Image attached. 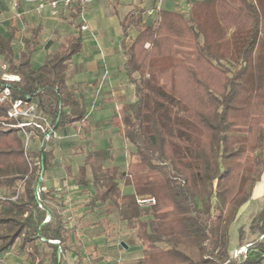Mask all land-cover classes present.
<instances>
[{
	"label": "trees",
	"instance_id": "16d2710c",
	"mask_svg": "<svg viewBox=\"0 0 264 264\" xmlns=\"http://www.w3.org/2000/svg\"><path fill=\"white\" fill-rule=\"evenodd\" d=\"M186 1L187 14L161 9L155 22H144L137 4L120 21L134 100L111 122L131 144V159L124 168L105 167L107 147L85 151L74 182L94 188L84 213L105 204L135 229L142 256L130 264H264V197L247 229L237 228L235 250L230 245V226L263 172L264 0ZM82 11L76 2L68 12L76 32L35 67L31 47L42 27H31L16 52L14 29L0 25V89L9 84L12 99L34 98L55 131L85 118V104L67 82L68 62L82 49L75 22ZM3 72L18 79L4 80ZM4 110L0 105L1 116ZM27 129L39 148L25 149L19 128L0 126V188L8 190L0 196V264L13 246L28 264H82L67 262V220L48 207L42 179L36 187L53 137ZM123 185L132 192L123 193ZM146 197L154 203L141 206L137 199Z\"/></svg>",
	"mask_w": 264,
	"mask_h": 264
},
{
	"label": "rangeland",
	"instance_id": "374dc122",
	"mask_svg": "<svg viewBox=\"0 0 264 264\" xmlns=\"http://www.w3.org/2000/svg\"><path fill=\"white\" fill-rule=\"evenodd\" d=\"M155 0H94L84 9V18L88 21L89 29L83 32V44L80 52L72 55L67 66V80L73 90H84L87 88L84 81L87 71L84 65L75 64L80 58H88L90 62L102 52V48L117 50L121 39L120 21L132 10L133 6L138 4L142 12V20L144 22H155L158 17V11L152 15H147L146 9L152 7ZM189 5L186 0H164L161 9H171L187 14ZM47 9H43L42 13ZM14 11L10 7L0 9V25L1 28L9 29L12 27L13 46L17 52L22 47L24 38L29 35V29L37 25H41L39 34L35 37V42L32 44V66L36 63L41 64L44 57L51 54L58 44L66 37L76 32L74 24L70 23V17L65 10L60 9L56 16L46 18L45 20L38 17L37 14L29 12L21 17L14 15ZM209 29L213 35L218 33V27L215 25V14L208 16ZM81 17H78L75 22H80ZM91 27H94L91 29ZM129 35L133 37L136 31L133 27L128 29ZM100 34V37H99ZM88 40L93 41V47L86 45ZM145 48L149 49V43L144 44ZM119 53L118 51H115ZM98 54V55H97ZM119 55H121L119 53ZM120 61V60H119ZM37 64V65H38ZM146 59L143 62L145 67ZM83 78L78 83L73 80ZM126 78L124 70L121 68L119 79ZM76 78V79H77ZM94 99L97 98L100 87L98 86ZM77 93V92H76ZM128 93L133 95V89H129ZM125 96V99H130V96ZM129 96V97H128ZM134 99V98H133ZM44 105H47L45 100ZM0 115V121L3 119ZM1 126V125H0ZM36 131L32 127V132ZM79 133V132H77ZM31 134V133H30ZM23 143L25 136H21ZM54 139V138H53ZM39 139L31 134L28 140L27 147L39 148ZM132 148V147H131ZM129 145H121L120 150L115 151L116 158L123 168L130 161ZM263 172L260 180L256 183L251 198L243 204L236 215L234 222L230 226V245L233 250L237 240V228L243 227L247 229L248 223L253 215L263 205L264 197V153L262 156ZM78 175V170L75 168L73 173L66 174L62 177L65 179L73 195V200L70 203L53 202L49 204L52 210L60 212V216L67 220L68 223V246L69 250L65 253V258L68 263H75L77 259H81L82 264H130L137 258L142 256V246L136 237V231L128 230L124 222L117 217L114 208L105 209V204H98L91 212L84 213V204L87 201V193H93L94 188L89 184L86 190H83L80 185L74 182V178ZM88 179L90 178L87 172ZM8 190L0 188V196L7 195ZM78 216H74L73 214ZM84 213V214H83ZM103 214V215H102ZM123 242L125 246L120 243ZM39 249L42 253L49 254L50 248L42 242H38ZM244 246L242 247L243 252ZM235 252V251H233ZM236 254V253H235ZM3 264H28V259L23 251L17 246H13L10 252H7L2 258Z\"/></svg>",
	"mask_w": 264,
	"mask_h": 264
},
{
	"label": "crops",
	"instance_id": "0c3cea01",
	"mask_svg": "<svg viewBox=\"0 0 264 264\" xmlns=\"http://www.w3.org/2000/svg\"><path fill=\"white\" fill-rule=\"evenodd\" d=\"M7 6L9 7L8 4L1 3L0 9ZM28 9L29 6L27 5L22 8L25 16H28L27 14L30 12ZM70 9L65 10L66 14H68ZM37 16L44 20L51 17L48 10L37 14ZM88 44L93 47L92 40H88L86 45ZM101 50L102 52L92 58L90 62L88 58H80L77 60L80 62H75L77 65L82 62L84 69L87 71V77L84 78L87 88L84 90L71 89L77 97L82 98L85 104V118L81 122H75L61 129H56V137H53L54 139L49 142L53 149L42 177V188L50 190L46 199L49 208H51L49 206L50 203L55 205L53 202L62 201L64 204V202L70 203L73 200L71 186L62 177L66 174H71V172L73 173L75 168L78 170L79 166L83 164L85 151L98 147H107L108 154L103 161V166L118 165L123 168L119 162H116L118 160L115 151L120 150L123 144L129 145L131 148V144L120 135L118 128L111 122L112 116L118 114L124 104L134 100V94L128 93L129 89H133L128 77L119 79L120 70L121 68L123 69L124 56L121 54L119 46L114 51L104 47ZM115 51H118L121 55ZM76 78L73 80L76 83L83 80V78ZM68 85L70 86L69 82ZM94 86L95 88L100 87L98 96L95 99L96 90ZM127 93L130 96L128 100L125 99ZM121 189L123 193L132 192L130 185H123ZM73 215L79 217L75 213Z\"/></svg>",
	"mask_w": 264,
	"mask_h": 264
},
{
	"label": "built area",
	"instance_id": "2783aa9c",
	"mask_svg": "<svg viewBox=\"0 0 264 264\" xmlns=\"http://www.w3.org/2000/svg\"><path fill=\"white\" fill-rule=\"evenodd\" d=\"M94 0H0L1 3L8 4L9 7L15 12V16L21 17L23 14V6H29V11L40 14L43 9H47L51 16H56L59 10H69L76 2H80L83 6V11L80 13L81 25L80 29L86 31L89 29L88 21L84 18L83 12L85 7L93 2ZM164 0H155L152 7L146 9L147 15H152L159 11L162 2ZM2 69H5V64L0 65ZM2 79L14 80L18 79L17 75L10 74L7 72L2 73ZM0 105L5 106V115L0 121L2 127H17L20 129L22 135L25 136L24 147L27 148L28 140L30 137L29 128H34L37 131L45 132V137H56V131L51 127L48 116L38 107L34 98L28 96L27 98H11V91L9 84H5L0 89ZM137 202L141 206L151 205L154 203L152 197L138 198ZM46 220L48 218L46 217ZM245 251V248H244Z\"/></svg>",
	"mask_w": 264,
	"mask_h": 264
},
{
	"label": "water",
	"instance_id": "95a60500",
	"mask_svg": "<svg viewBox=\"0 0 264 264\" xmlns=\"http://www.w3.org/2000/svg\"><path fill=\"white\" fill-rule=\"evenodd\" d=\"M42 177H43V168L41 169L40 177H39V180H38V183H37V186H36L37 188L39 187L40 180L42 179ZM49 214H50V213H49V211H48V216H47V218L50 217ZM45 221H47V220H45ZM53 243H56V241H53ZM120 244L123 245V246H125V244H124L123 242H121ZM246 247H247V246H245V249H246Z\"/></svg>",
	"mask_w": 264,
	"mask_h": 264
}]
</instances>
